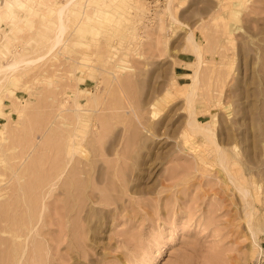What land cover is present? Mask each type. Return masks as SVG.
Wrapping results in <instances>:
<instances>
[{
  "label": "rangeland",
  "instance_id": "1",
  "mask_svg": "<svg viewBox=\"0 0 264 264\" xmlns=\"http://www.w3.org/2000/svg\"><path fill=\"white\" fill-rule=\"evenodd\" d=\"M17 1L0 264H264V0Z\"/></svg>",
  "mask_w": 264,
  "mask_h": 264
},
{
  "label": "bare ground",
  "instance_id": "2",
  "mask_svg": "<svg viewBox=\"0 0 264 264\" xmlns=\"http://www.w3.org/2000/svg\"><path fill=\"white\" fill-rule=\"evenodd\" d=\"M77 0H67L65 3H62L61 5H59L56 9H55V33H54V36L52 38V45H51V49L52 48H55L56 46L60 45L64 39H65V36L67 35V32H68V24H67V14H68V11H69V7L76 3ZM17 3L19 4H24V0H18ZM59 3V2H58ZM61 3V2H60ZM224 5V4H223ZM54 8V7H53ZM63 44V43H62ZM50 50V49H49ZM37 60V58H35ZM34 60V58H33ZM35 60V61H36ZM32 60H29V59H19V60H14L10 63H8L7 65H5L3 68L1 67L0 68V72H15L21 65H28L29 63H31ZM33 63V62H32ZM83 90V89H82ZM193 121V120H192ZM192 125V124H191ZM195 126V125H194ZM1 128V127H0ZM82 128V127H81ZM79 127L76 128V130H74V133L71 134V143L72 144H76V148L79 149V146H83L85 143H83V145L81 144V139L84 137L85 133L84 131L82 130ZM6 129V128H5ZM89 142V141H88ZM90 143V142H89ZM72 144L70 145L71 146V149H73V146ZM68 146V145H67ZM127 146V145H125ZM69 147V146H68ZM84 147V146H83ZM82 147V148H83ZM77 149V150H78ZM76 150V151H77ZM80 150V149H79ZM78 150V152H79ZM85 150V149H84ZM81 151V150H80ZM77 152V153H78ZM68 153V151H67ZM72 151L69 153L71 154ZM80 154V153H79ZM19 193V192H18ZM22 198V197H21ZM22 201V200H21ZM20 199H19V202H21ZM18 202V203H19ZM22 203V202H21ZM5 206V205H4ZM32 209V208H31ZM31 214V213H30ZM43 214V213H42ZM41 214V215H42ZM2 218V217H1ZM30 218V217H29ZM1 220V219H0ZM20 225V224H19ZM13 232V231H12ZM27 233V232H26ZM1 263V261H0Z\"/></svg>",
  "mask_w": 264,
  "mask_h": 264
}]
</instances>
